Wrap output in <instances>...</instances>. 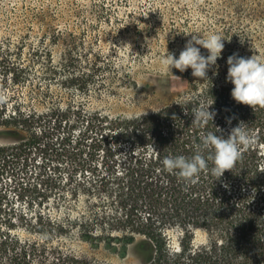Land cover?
Instances as JSON below:
<instances>
[{
  "label": "trees",
  "instance_id": "obj_1",
  "mask_svg": "<svg viewBox=\"0 0 264 264\" xmlns=\"http://www.w3.org/2000/svg\"><path fill=\"white\" fill-rule=\"evenodd\" d=\"M1 3L0 264H112L62 250L54 238L71 230L130 264H264V108L232 98L223 58L245 54L226 48L230 53L218 57L205 80L191 68L166 70L178 81L171 90L146 80L161 72L142 71L141 86L124 104L140 101L142 112L107 114L87 108L89 84L106 62L93 59L89 72H80L72 49L54 61L47 44L29 33L11 43L25 14ZM225 29V36L239 35ZM179 32L176 58L192 35L170 31ZM185 98L189 115L175 103ZM209 104L213 121L197 127L192 109ZM241 122L255 143L220 179L210 161L195 182L164 170L165 157H191L202 134L218 127L227 138ZM169 229L178 231L175 241ZM195 229L205 233L198 244Z\"/></svg>",
  "mask_w": 264,
  "mask_h": 264
},
{
  "label": "rangeland",
  "instance_id": "obj_2",
  "mask_svg": "<svg viewBox=\"0 0 264 264\" xmlns=\"http://www.w3.org/2000/svg\"><path fill=\"white\" fill-rule=\"evenodd\" d=\"M0 2L11 11L25 14L17 23L20 28L18 35H11L9 39L11 43L29 33L31 40L47 44L54 61H60L61 57L66 56L67 49H72L73 57L77 58L74 69L80 72H89L88 64L93 59L101 57L106 62L99 79L95 78V82L88 85L92 90V98L88 99L87 108L107 114L142 112L140 101H136L133 106L124 105L132 100L131 94L137 90V86H141L142 82L138 78L142 71L161 72L162 77L159 79H150L146 75L152 88L158 82L163 90H171L178 85L176 79L165 74L167 71L161 64L166 51L175 55L176 50L173 48L176 45L179 47L176 36L181 37L183 33L173 36L170 31L175 27L185 33L190 30L204 35L215 33L223 36L225 46L221 56L230 53L226 48L232 46L240 54H245L246 58L258 53L264 56V0ZM41 10L46 14L42 15ZM227 27L231 28L230 32L235 27L239 35L230 37L231 33H227L225 36ZM56 36H60V39L56 40ZM230 39L233 45H226ZM223 58L227 61L228 57ZM60 88L64 91L62 86ZM193 232L195 244L204 241L205 233L202 230L195 229ZM177 234L175 229L168 231L171 241H175ZM54 240L62 250L78 257L98 258L112 264H130L103 246H94L81 238L76 230L61 237L56 236Z\"/></svg>",
  "mask_w": 264,
  "mask_h": 264
},
{
  "label": "clouds",
  "instance_id": "obj_3",
  "mask_svg": "<svg viewBox=\"0 0 264 264\" xmlns=\"http://www.w3.org/2000/svg\"><path fill=\"white\" fill-rule=\"evenodd\" d=\"M184 34L192 35L179 57L176 58L174 54L166 51L161 64L171 73L172 68L180 72L191 68L193 77L198 80L208 79L209 68L216 64L224 49L225 45L222 40L224 37L215 33L204 35L199 32H187ZM197 45L207 49L208 55H202ZM227 64L226 80L234 85L231 89L232 98L237 103L248 105L253 109L257 106L264 108V56L258 53L244 58L234 53L227 58ZM188 102V98L175 102L183 108L185 115H189L185 108ZM211 105L206 107L200 105L192 109L194 125L203 127L209 121H213L216 113L209 110ZM228 123H231V119ZM220 131L222 130L216 127L215 132L202 134L201 143L196 146V151L191 157L184 155L165 157L162 161L164 170L177 175L179 179L186 182H195V178L202 171L208 170L209 161L212 164L211 174L216 177V180L220 179L226 170L232 171L243 155L242 150L255 143V137L246 130L243 122L233 127L227 138L216 134ZM205 152L207 156L204 155ZM224 187L227 188L228 185L224 184Z\"/></svg>",
  "mask_w": 264,
  "mask_h": 264
}]
</instances>
